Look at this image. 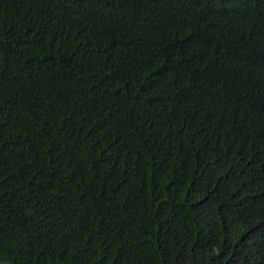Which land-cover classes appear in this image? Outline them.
I'll list each match as a JSON object with an SVG mask.
<instances>
[{
    "label": "trees",
    "instance_id": "16d2710c",
    "mask_svg": "<svg viewBox=\"0 0 264 264\" xmlns=\"http://www.w3.org/2000/svg\"><path fill=\"white\" fill-rule=\"evenodd\" d=\"M0 262L264 264V0H0Z\"/></svg>",
    "mask_w": 264,
    "mask_h": 264
},
{
    "label": "rangeland",
    "instance_id": "374dc122",
    "mask_svg": "<svg viewBox=\"0 0 264 264\" xmlns=\"http://www.w3.org/2000/svg\"><path fill=\"white\" fill-rule=\"evenodd\" d=\"M0 264H7V263H2V262H0Z\"/></svg>",
    "mask_w": 264,
    "mask_h": 264
}]
</instances>
